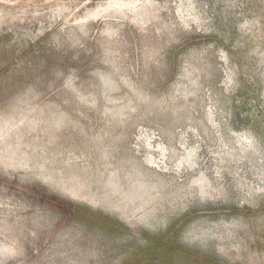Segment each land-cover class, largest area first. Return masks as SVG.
Wrapping results in <instances>:
<instances>
[{
    "label": "rangeland",
    "instance_id": "1",
    "mask_svg": "<svg viewBox=\"0 0 264 264\" xmlns=\"http://www.w3.org/2000/svg\"><path fill=\"white\" fill-rule=\"evenodd\" d=\"M0 264H264V0H0Z\"/></svg>",
    "mask_w": 264,
    "mask_h": 264
}]
</instances>
